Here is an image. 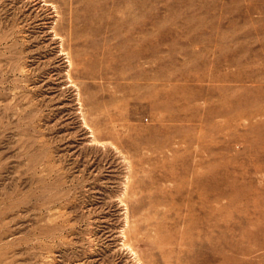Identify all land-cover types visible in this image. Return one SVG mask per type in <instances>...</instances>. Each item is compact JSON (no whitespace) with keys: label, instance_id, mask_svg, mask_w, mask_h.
Segmentation results:
<instances>
[{"label":"rangeland","instance_id":"obj_1","mask_svg":"<svg viewBox=\"0 0 264 264\" xmlns=\"http://www.w3.org/2000/svg\"><path fill=\"white\" fill-rule=\"evenodd\" d=\"M0 264H264V0H0Z\"/></svg>","mask_w":264,"mask_h":264},{"label":"bare ground","instance_id":"obj_2","mask_svg":"<svg viewBox=\"0 0 264 264\" xmlns=\"http://www.w3.org/2000/svg\"><path fill=\"white\" fill-rule=\"evenodd\" d=\"M125 233V232H124Z\"/></svg>","mask_w":264,"mask_h":264}]
</instances>
